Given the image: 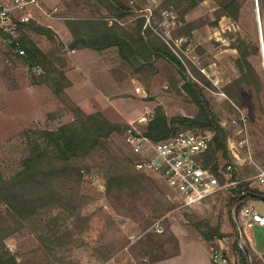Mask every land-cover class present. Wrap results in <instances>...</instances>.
Segmentation results:
<instances>
[{
  "label": "rangeland",
  "instance_id": "rangeland-1",
  "mask_svg": "<svg viewBox=\"0 0 264 264\" xmlns=\"http://www.w3.org/2000/svg\"><path fill=\"white\" fill-rule=\"evenodd\" d=\"M42 1L47 10L59 7L56 17L36 15L39 21L53 28L56 38L33 32L29 35L48 53L52 66L61 69L71 81L79 77V71H84L86 79L90 76L93 84L81 87L70 81L72 84L57 95L47 84L34 83L36 71L15 60L9 53L12 50L10 40L0 38V165L6 174L15 170L24 154L25 130L55 129L71 121L74 118L72 110L75 106L82 107V102L86 112L102 111L111 121L134 124L142 131H146L147 123L139 122V118L148 111V116L154 114L157 106L163 107L169 118L179 115L197 117L202 112L187 92L183 90L180 94L171 88L170 80L173 75L179 77V72L165 58H157L152 67L138 72L119 56L114 47L100 54L90 47L74 49L70 46L73 36L66 23L68 19L108 16L110 24L113 23L114 17L106 14L97 1ZM227 1L199 0L195 6L189 7V0H127L133 10L119 18L118 23L137 37L135 29L140 19H145L144 29L151 28L183 62L188 78L204 87L214 114L228 131L229 146L238 139L234 135V126L230 125L237 115L232 101L244 110L249 121L248 136L254 162L250 163L251 159L244 153L236 157L232 148L229 149L239 176L247 178L264 169V89L258 94L253 86L237 85L236 79L241 71L236 60L241 54L239 46L247 45L249 60L264 81L263 44L257 0H238L241 8L237 19L224 12ZM260 6L264 23L262 0ZM80 58L82 67L77 68L75 61ZM210 63H214L211 78L201 71ZM52 72L54 76L58 70ZM203 78L210 84H206ZM60 82L65 84L66 80L61 77ZM129 120L133 121L126 122ZM176 128L177 132L186 130L179 124ZM108 142L112 154L120 162L128 165L132 161L136 167L139 156L126 142L125 130L113 133ZM100 154V151L96 152L82 162L81 197L74 210L66 206L43 211L6 238L5 244L18 264H109L108 261L123 251L144 256L148 261L153 256L175 254L174 230H178L180 238L187 241L189 229L195 228L189 222L191 218L202 217L213 224L218 223L229 194L220 193L205 203L185 206L158 173L138 168L135 169L148 191L139 192V195L127 191L109 194L105 177V166L109 161ZM217 160L219 170L228 162L221 153ZM252 186L264 190V183ZM161 192L172 204L169 209H165L168 203ZM252 201L264 213V200ZM158 220H162L166 228L162 233L153 229ZM249 234L254 242L248 245L254 251L251 260L255 264H264V230L257 227ZM223 241L229 246L230 264H234V251L227 238ZM178 258L159 264L176 263ZM199 258L203 264V257ZM189 260L193 259L185 253L183 264H191Z\"/></svg>",
  "mask_w": 264,
  "mask_h": 264
},
{
  "label": "trees",
  "instance_id": "trees-1",
  "mask_svg": "<svg viewBox=\"0 0 264 264\" xmlns=\"http://www.w3.org/2000/svg\"><path fill=\"white\" fill-rule=\"evenodd\" d=\"M95 1L106 11V14L114 17L113 23L110 24L108 16L68 19L66 23L73 36L70 46L74 49L90 47L99 51L100 54L114 47L119 56L129 65L136 67L138 72L152 67L159 57L173 63L177 67L179 77L172 76L171 88L180 94L183 90L187 92L202 112L197 117L179 115L169 118L163 107L157 106L147 122L146 134L154 140H163L177 133L176 124L188 131L212 129L215 134L204 154V166L219 174L217 159L218 154L221 153L222 157L236 166L232 172V178L239 176L235 159L229 149L228 131L214 114L211 103L205 95L204 87L188 78V72L183 62L160 37L154 34L151 28L144 29V18L140 19L139 25L135 29L137 37L123 29L118 23V19L133 10V7L127 4V0ZM198 1L189 0V7L195 6ZM240 8L238 0H228L224 12L237 19ZM99 9L101 10V8ZM29 32L47 34L52 39L56 38L50 25L38 23L35 20L21 23L15 34H1L6 41L10 39L8 43L12 50L9 53L15 57V60L33 72L36 71L34 67L41 69L34 72V83L47 84L55 94L60 95L63 88L72 84V81L61 69L52 66V61H48V53L36 44ZM61 43L59 42V44ZM20 50L24 52L20 53ZM239 50L241 54L236 62L241 73L236 79V83L239 86L243 84L253 86L260 94L264 89V81L249 60V48L247 45L241 44ZM54 69L58 72H55L53 76ZM61 77L66 80L65 84L60 82ZM203 80L206 84H210L206 78ZM231 92L230 90L229 93ZM72 111L74 118L55 129L25 130V150L17 162L15 170L6 174L0 165V264H18L15 256L7 248L5 240L11 234L19 231L25 222L33 218L34 215L42 214L43 211H49L56 207L69 206L71 210L76 208V201L81 197L79 185L84 175L82 162L96 152L100 151L102 158L109 161L105 166L109 194L115 192L120 194L127 191L130 194L139 195V192L146 189L148 191L132 161L128 165H126L127 162H120L118 157L112 154V148L108 142V138L113 133L125 130L129 124L113 122L102 111L86 112L81 106H75ZM104 163L106 162L104 161ZM250 192L264 194L263 189L253 187L249 181H243L236 188L223 192V194H229V199L223 206L217 224L202 217L191 218L189 221L208 241L227 238L236 256L234 264H255L250 257L254 252L253 249L240 247L236 225V217L241 206L250 200H261L251 197ZM161 194L165 202L168 203L165 209L172 207L166 196L162 192ZM151 196L154 197V194ZM233 207L235 208L233 209ZM174 239L177 242L175 252L177 254L179 242L177 237ZM225 255L229 258L226 251ZM167 256L169 255L153 256L152 261Z\"/></svg>",
  "mask_w": 264,
  "mask_h": 264
},
{
  "label": "built area",
  "instance_id": "built-area-1",
  "mask_svg": "<svg viewBox=\"0 0 264 264\" xmlns=\"http://www.w3.org/2000/svg\"><path fill=\"white\" fill-rule=\"evenodd\" d=\"M58 11V6L50 10L45 9L42 0H0V38L1 33L15 34L21 23L33 20L40 23L36 16L38 13L52 18L56 17ZM23 52L20 50V53ZM213 66L214 63L204 66L201 68L202 73L211 78ZM34 70L41 69L34 67ZM232 104L237 115L231 120L230 125L234 126V135L238 139L234 140L235 143L229 148H232L236 157H240L242 153L248 155V159H251L249 162L253 163L248 136L249 121L244 110L233 101ZM147 114L149 111L139 118V122L147 123L150 118ZM214 134L215 131L212 129L181 130L166 139L154 140L146 131L138 129L134 124L125 129L126 142L133 153L139 156L135 162L136 168L158 173L185 206L205 203L220 193L236 188L243 181H251L250 185L264 183V169L247 178L241 176L232 178V172L236 169L233 163L226 162L220 168L219 174L205 167L204 154ZM236 225L240 247L247 249L250 244L249 232L257 227H264V213L252 201H247L240 208ZM153 229L159 233L164 232L163 221H155ZM212 258L216 264H230L225 252L216 246L212 247Z\"/></svg>",
  "mask_w": 264,
  "mask_h": 264
},
{
  "label": "crops",
  "instance_id": "crops-1",
  "mask_svg": "<svg viewBox=\"0 0 264 264\" xmlns=\"http://www.w3.org/2000/svg\"><path fill=\"white\" fill-rule=\"evenodd\" d=\"M262 2L264 3V0H262ZM259 4H260V0H259ZM260 13H261V6H260ZM262 17V16H261ZM262 26H263V32H264V23L262 20ZM102 60V59H101ZM81 58L78 59L77 62V68H81L82 66L79 65V62L81 63ZM81 66V67H80ZM84 71H79V77L78 78H72V82L77 83L75 84V86H90L93 84L92 79L90 78V76L88 77V80L86 79L87 76H85L84 74H86ZM87 80V81H86ZM82 104V108L84 109V105L83 102ZM86 110V109H85ZM88 110V109H87ZM133 120H129L126 122H132ZM262 188V187H260ZM252 201V200H250ZM253 202V201H252ZM259 229L264 230V227H258ZM191 231V232H190ZM175 236L178 238V242H179V252L177 254H173L170 256H167L165 258H158L157 260H148L147 258L144 256H138L135 255L133 253H131V251H123L119 252L121 253L117 255H115L109 262V264H127L128 262L131 263H136V261H139V263L142 264H159L161 262L167 261L169 259H174L177 258L176 263H172V264H183V257L185 255V253L188 254L189 258H192L193 260H189L190 263L192 264H200L201 262V258H199V256L203 257V264H216L213 261L212 258V247L216 246L217 248L221 249L223 252H227L229 254V246L226 245L223 241V239H216L214 241H208L206 240L197 229H189L188 235H187V241H183L180 236L178 235V230H174ZM249 238H250V245H253V239L252 237H250L249 234ZM231 257V256H230ZM231 260V258H230Z\"/></svg>",
  "mask_w": 264,
  "mask_h": 264
},
{
  "label": "water",
  "instance_id": "water-1",
  "mask_svg": "<svg viewBox=\"0 0 264 264\" xmlns=\"http://www.w3.org/2000/svg\"><path fill=\"white\" fill-rule=\"evenodd\" d=\"M256 10H257V13H258V16H259V25H260V30H261V40H262V44H263V53H264V42H263L264 41V32H262V17H261V13H260L258 0H257ZM249 195L251 197L260 198L261 200H264V194L250 192Z\"/></svg>",
  "mask_w": 264,
  "mask_h": 264
}]
</instances>
